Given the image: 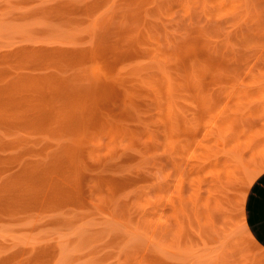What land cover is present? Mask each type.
<instances>
[{
    "label": "rangeland",
    "instance_id": "1",
    "mask_svg": "<svg viewBox=\"0 0 264 264\" xmlns=\"http://www.w3.org/2000/svg\"><path fill=\"white\" fill-rule=\"evenodd\" d=\"M264 163V0H0V264H246Z\"/></svg>",
    "mask_w": 264,
    "mask_h": 264
},
{
    "label": "crops",
    "instance_id": "2",
    "mask_svg": "<svg viewBox=\"0 0 264 264\" xmlns=\"http://www.w3.org/2000/svg\"><path fill=\"white\" fill-rule=\"evenodd\" d=\"M243 218L245 225L243 230L251 244L260 252L257 256H248L246 264H264V163L246 192ZM170 260L171 258L164 260L158 257L154 264H189L183 258H175L174 262ZM192 264L205 263L198 260Z\"/></svg>",
    "mask_w": 264,
    "mask_h": 264
},
{
    "label": "bare ground",
    "instance_id": "3",
    "mask_svg": "<svg viewBox=\"0 0 264 264\" xmlns=\"http://www.w3.org/2000/svg\"><path fill=\"white\" fill-rule=\"evenodd\" d=\"M244 228H245V225H244Z\"/></svg>",
    "mask_w": 264,
    "mask_h": 264
}]
</instances>
